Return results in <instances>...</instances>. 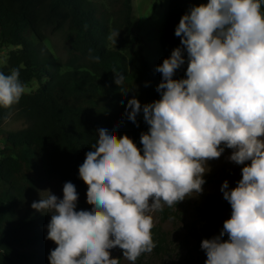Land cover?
Wrapping results in <instances>:
<instances>
[{
    "label": "clouds",
    "instance_id": "1",
    "mask_svg": "<svg viewBox=\"0 0 264 264\" xmlns=\"http://www.w3.org/2000/svg\"><path fill=\"white\" fill-rule=\"evenodd\" d=\"M262 8L264 0H208L181 18L175 30L181 47L156 69L161 99L127 104L129 120L137 123L142 113L150 126L141 135L142 153L127 135L100 129L79 167L92 210H76L79 196L71 182L63 199L49 191L32 204L51 216L47 239L57 247L50 264H119L110 251L117 247L135 264L155 247L149 213L201 194L208 162L226 149L231 162L246 166L234 189L228 181L221 187L231 218L219 236L202 241L206 264H264ZM186 63L187 78L174 80ZM116 75L121 86L125 77ZM28 91L18 68L0 72V107L12 108Z\"/></svg>",
    "mask_w": 264,
    "mask_h": 264
},
{
    "label": "trees",
    "instance_id": "2",
    "mask_svg": "<svg viewBox=\"0 0 264 264\" xmlns=\"http://www.w3.org/2000/svg\"><path fill=\"white\" fill-rule=\"evenodd\" d=\"M207 2L169 0L157 67L181 47L175 35L181 18ZM133 11V0H0V49H13L0 72L18 68L26 86L36 83L18 104L0 107V127L13 112L27 125L18 132L0 130V264H50L57 245L47 239V215L30 203L49 180L59 179L62 194L65 183H73L76 210H92L79 167L100 129L127 135L142 153L141 135L150 126L142 113L138 127L129 120L127 104L133 98L142 106L161 99L156 89L162 74L149 65L144 40L134 35ZM49 36L61 41L63 59L50 50ZM186 69L187 63L173 79L187 78ZM116 73L125 77L121 86ZM222 208L232 211L226 200L198 209L207 222L191 235L196 251L206 255L202 241L216 237L212 228Z\"/></svg>",
    "mask_w": 264,
    "mask_h": 264
},
{
    "label": "rangeland",
    "instance_id": "3",
    "mask_svg": "<svg viewBox=\"0 0 264 264\" xmlns=\"http://www.w3.org/2000/svg\"><path fill=\"white\" fill-rule=\"evenodd\" d=\"M96 3L106 0H90ZM134 11L132 15L133 32L140 36L145 43V56L152 68H156L162 58L160 37L164 31L166 14L169 0H133ZM49 35V31L47 32ZM48 45L53 54L63 59L64 49L58 38L49 36ZM13 49H0V68L6 65ZM28 92L36 89V83L28 84ZM27 125L16 112L0 127L1 131L18 132ZM231 149H226L223 155L216 160L208 162L209 171L204 175L206 183L203 185L201 194H192L193 197L186 198L176 206L169 208L165 206L162 211L149 213L154 220L152 229L155 247L151 253L141 255L135 264H206L207 256L195 250V241L192 233H199L202 226L207 222L201 215L200 210H206L214 206H220V201L225 200L221 187L225 181L229 183V190L238 185L242 179V168L246 165H237L229 160ZM250 163V162H249ZM51 192L59 199H63L60 181L53 178L45 183L35 192L30 203L39 202ZM47 215L48 223L51 216ZM231 218V211L222 208L221 220L213 226L212 230L219 236L223 230V224ZM45 230H48L47 228ZM225 238V237H224ZM161 241V244H159ZM111 257L119 259V264H131L124 258L120 248L111 249Z\"/></svg>",
    "mask_w": 264,
    "mask_h": 264
}]
</instances>
